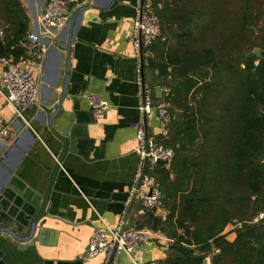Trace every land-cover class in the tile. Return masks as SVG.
Listing matches in <instances>:
<instances>
[{"label":"trees","instance_id":"obj_1","mask_svg":"<svg viewBox=\"0 0 264 264\" xmlns=\"http://www.w3.org/2000/svg\"><path fill=\"white\" fill-rule=\"evenodd\" d=\"M151 1L160 36L148 60L169 88L156 140L175 156L149 171L167 215L143 206L136 225L170 239L157 264H264V220L253 221L264 211V0ZM30 29L22 0H0V57L29 58Z\"/></svg>","mask_w":264,"mask_h":264},{"label":"crops","instance_id":"obj_2","mask_svg":"<svg viewBox=\"0 0 264 264\" xmlns=\"http://www.w3.org/2000/svg\"><path fill=\"white\" fill-rule=\"evenodd\" d=\"M140 1L92 0L76 5L70 23L54 39L40 21L46 0H22L31 18L30 42L47 45L49 50L42 77V109L27 115L33 129L15 116L14 109L0 95V118L13 120L11 136L0 138V192L5 193L1 202L7 224L20 229L13 219L23 206L39 204L61 154L63 143L51 131L43 105L57 99L67 70L70 71L68 94L72 99H66L64 110L52 123L58 133L72 124L71 149L65 155L47 205L49 216L40 223L44 231L42 241L19 251L16 245L5 244L0 239L7 264L108 263L105 255L85 261L82 254L97 229L105 224L120 227L135 191L140 158L135 151L133 125L141 117L144 97L141 57L134 50L131 32ZM151 2L146 0V5L151 6ZM173 38L169 36L168 43ZM155 54L144 50L150 105L148 129L154 139L167 133L166 121L159 116L157 106L166 102L165 92L169 90L157 77L159 71L154 72L149 64L148 59ZM28 59L16 61L28 67ZM92 94L108 104L103 119H96L90 110L87 96ZM155 165L149 164L147 172ZM153 211L163 217L167 215L165 204ZM142 213L143 205L136 199L128 226L137 227ZM141 228L156 234L133 258L140 264H157L170 240L149 227ZM228 231L227 238L234 240L236 233L231 224ZM156 250L160 253L158 259ZM133 258L122 254L112 264H134Z\"/></svg>","mask_w":264,"mask_h":264},{"label":"built area","instance_id":"obj_3","mask_svg":"<svg viewBox=\"0 0 264 264\" xmlns=\"http://www.w3.org/2000/svg\"><path fill=\"white\" fill-rule=\"evenodd\" d=\"M92 0H46L40 21L42 25L54 37L65 29L71 21L73 10L76 5L90 3ZM2 33V32H1ZM160 36V21L158 15L149 5H146L141 12V4L136 7L131 38L134 50L140 53L141 46L147 49ZM29 62L28 67L16 61L13 55L0 57V95L15 112V116L22 119L26 126L33 129L32 120L28 113L42 109L41 86L44 69V61L49 47L47 45L28 44ZM89 105L93 108L96 119H103L106 116L108 104L101 97L92 94L87 96ZM169 105L162 102L157 106L159 116L166 120L169 115ZM150 105L147 97V104L140 106L141 117L134 123L136 131V153L140 158L135 181L140 180L144 167V160L148 158L149 164L155 165L157 161L170 162L175 156V150L171 147L158 143L156 139L146 136L143 120L144 111H149ZM13 120L0 118V138L11 136V124ZM136 184L134 190H136ZM137 199L142 205L150 210L161 208L164 204L163 192L152 176L146 171L143 175L140 186L137 189ZM264 220V211H261L254 222ZM239 225L236 219L231 223L232 229ZM156 232L150 229L127 226L122 235L119 234V227L113 228L108 224L97 229L91 236L88 246L82 254V259L90 261L99 255H105L107 260L115 243L118 242L115 252V259L122 254L133 258V255L146 242L153 239ZM218 251V250H215ZM210 258V257H209ZM134 264H140L133 258Z\"/></svg>","mask_w":264,"mask_h":264},{"label":"water","instance_id":"obj_4","mask_svg":"<svg viewBox=\"0 0 264 264\" xmlns=\"http://www.w3.org/2000/svg\"><path fill=\"white\" fill-rule=\"evenodd\" d=\"M116 0H113L115 2ZM141 12L144 11V8L146 6V0H141ZM144 47L141 46L140 49V57H141V85H142V91H143V105L147 104V94H146V81H145V61H144ZM69 52V49L66 50ZM254 53L258 58L261 56V49L255 48ZM260 60H256V64H259ZM69 76L70 71H66V76L64 83L62 84L61 90L59 92V95L56 100H49L47 102V105H43L44 111L48 114V123L51 131L53 134L63 143V148L61 151V154L59 155L57 162L51 171L44 195L39 202L37 206H34L33 203H29L26 206H23L20 213L14 218V223L19 224L20 229L17 230L14 225L7 224L5 220L4 210L2 208V198L4 197L5 193L0 192V239L3 240V243L9 244V245H16L17 249L19 251H25L29 247L35 246L36 241L41 242L42 235L44 233L43 229L40 227V223L44 220V218L48 217L49 214L47 212V205L49 203V199L51 197V193L55 184V181L57 179V176L61 170V165L63 163V160L65 158V155L67 152L71 149L70 145V127L72 124L68 125L65 130L62 133H58L56 129L53 126V119L60 115V113L64 110V103L66 99H72L69 97L68 94V86H69ZM168 82H171V77L168 78ZM52 91H55L52 89ZM169 94V90L165 92V95L167 96ZM73 99H77L76 96H73ZM90 110L93 112V108L90 106ZM261 116L264 118V112L261 113ZM143 120L145 125V131L147 138L150 137L149 135V129H148V114L147 111H144L143 114ZM165 124V123H164ZM161 161L158 160L157 163H160ZM149 160L148 158H145L144 160V167L143 172L140 180L136 184V190L134 191L132 198L130 200L129 207L125 213L124 219L119 227V234L122 235L123 231L129 224L130 215L134 206V203L137 199V189L140 186L141 179L145 172L147 171ZM7 186L12 187L11 183H8ZM21 214V215H20ZM1 241V240H0ZM15 242H19L22 245H19ZM118 245V242L115 243V246L113 250L111 251L108 263L112 264L115 259V252L116 247ZM160 253L158 250L155 251V257L156 259L159 257ZM4 252L2 249H0V264H7L4 260ZM204 264H210V258L207 257L204 260Z\"/></svg>","mask_w":264,"mask_h":264},{"label":"rangeland","instance_id":"obj_5","mask_svg":"<svg viewBox=\"0 0 264 264\" xmlns=\"http://www.w3.org/2000/svg\"><path fill=\"white\" fill-rule=\"evenodd\" d=\"M151 7V6H150ZM134 22V21H133ZM2 34V33H1ZM175 43V38H173V42H171V44ZM169 239V238H168ZM170 240V239H169Z\"/></svg>","mask_w":264,"mask_h":264}]
</instances>
